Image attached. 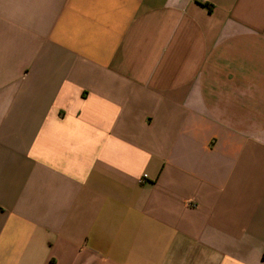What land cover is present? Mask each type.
Instances as JSON below:
<instances>
[{"label":"crops","instance_id":"0c3cea01","mask_svg":"<svg viewBox=\"0 0 264 264\" xmlns=\"http://www.w3.org/2000/svg\"><path fill=\"white\" fill-rule=\"evenodd\" d=\"M263 251L264 0H0V264Z\"/></svg>","mask_w":264,"mask_h":264},{"label":"built area","instance_id":"2783aa9c","mask_svg":"<svg viewBox=\"0 0 264 264\" xmlns=\"http://www.w3.org/2000/svg\"><path fill=\"white\" fill-rule=\"evenodd\" d=\"M201 1H205V0H201ZM146 176H147L146 174L141 175V177L138 178V182L142 183L145 180Z\"/></svg>","mask_w":264,"mask_h":264},{"label":"trees","instance_id":"16d2710c","mask_svg":"<svg viewBox=\"0 0 264 264\" xmlns=\"http://www.w3.org/2000/svg\"><path fill=\"white\" fill-rule=\"evenodd\" d=\"M261 258H262V260H263V262H264V251H263V253H262V257H261Z\"/></svg>","mask_w":264,"mask_h":264}]
</instances>
